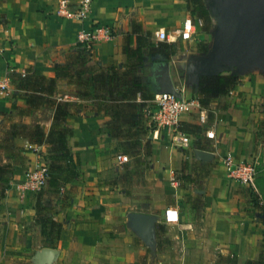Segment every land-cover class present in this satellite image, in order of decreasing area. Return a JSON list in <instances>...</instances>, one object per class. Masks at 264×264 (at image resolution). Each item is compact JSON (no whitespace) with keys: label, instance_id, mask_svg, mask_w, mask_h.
<instances>
[{"label":"crops","instance_id":"obj_1","mask_svg":"<svg viewBox=\"0 0 264 264\" xmlns=\"http://www.w3.org/2000/svg\"><path fill=\"white\" fill-rule=\"evenodd\" d=\"M58 1L0 0V76L11 72L23 74L28 67L53 76L54 64L64 63L67 54L76 48L77 32L88 30L92 24L110 26L113 36L95 46L89 64L99 62L105 66L110 60L125 63L123 36L131 30L132 21L140 22L144 30L150 31L155 44L187 41L180 37L184 21L190 17L185 0H92L82 20L57 17L53 10ZM159 30L167 33L168 40L154 37ZM208 33H203L199 21L194 19L190 35L184 37L196 43L194 36L204 37ZM236 40L232 39L236 55L228 63L229 70L220 73L239 75V84L227 95L210 101L205 108L206 125L196 124L187 114L181 116V123L199 126L195 136L181 130L189 135V144L174 142L167 128L153 129L148 135L152 150L146 157L145 184L150 189V203L146 210L135 211L157 217V247L153 256L133 232L134 236L129 234L127 227L126 231H118V226L124 223L121 215L132 209L120 206L125 200H120L123 202L119 205L112 203V192L107 193L106 185L98 183L104 166L97 149L107 136L97 135L105 127L97 123L108 117L89 116V111L81 116L69 115L73 128L69 146L79 156L80 176L65 187L71 205L56 214L62 223L57 264H169V250L174 244L179 245V253L174 252L180 259L176 264H245L258 260L264 253V196L259 188L229 178L222 164L226 154H233L264 166V136L260 135L264 130L261 124L264 46L246 45L242 52H237L236 48L246 43ZM160 49L152 50V59L162 60L166 53ZM180 50L176 54L180 55ZM203 50L204 46L199 51L183 52V58L179 59L175 54L167 61L171 79L185 99L191 98L192 85L200 75L214 74L221 67L216 65L208 71L215 59L207 57ZM147 53L148 49L144 48L145 57ZM254 53L261 56L253 58ZM189 64L208 69L187 70ZM141 79L138 75L137 80ZM59 85L66 89L65 83ZM14 92L12 84L6 93L0 92V113L8 111L13 102L22 105L21 100L13 97ZM69 99L74 100L71 96ZM140 100L137 95L136 101ZM36 113L45 115L38 122L47 130L51 124L50 111L38 109ZM5 121L0 114L2 130L6 129ZM206 128L213 131L214 138L206 137ZM18 144L32 146L23 139ZM196 151L211 153L212 158L197 159ZM25 154L26 162L16 165L11 186L0 199V264H27L28 257L44 247L39 243L33 248L35 239L42 241L34 225L35 193L20 190L25 171L40 161L35 152ZM2 158L3 162L7 161L5 156ZM184 162L187 164L184 173L190 180L178 182L173 179L174 172L181 170Z\"/></svg>","mask_w":264,"mask_h":264},{"label":"trees","instance_id":"obj_2","mask_svg":"<svg viewBox=\"0 0 264 264\" xmlns=\"http://www.w3.org/2000/svg\"><path fill=\"white\" fill-rule=\"evenodd\" d=\"M185 10L192 20L199 21L203 33L210 31L211 18L203 0H185ZM159 47L161 52L166 53L160 61L152 59V50ZM144 48L148 49L146 57ZM181 48V44L176 41L155 44L151 40V32L144 30L140 22L132 21L131 30L123 36L125 63L110 60L105 66L99 62L89 64L90 51L77 43L76 48L67 54L64 63L54 64L53 76H46L31 67L23 74L9 73L8 77L15 91L13 97L21 100L22 105L13 102L8 111L0 113L10 123L9 129L4 133L5 140L0 142V148L4 149L7 159L3 162L0 158V199L11 186L16 167L13 161L32 149L17 146L16 142L20 139L26 140L30 145L47 148L43 160L47 169L46 192L60 195L62 187L80 176L79 156L69 146V139L73 135L69 115L89 111L107 116L109 120L106 127L110 136L128 139L129 148L134 151L132 156L146 159L152 150L151 138L147 134L151 129H148L145 118L146 106L155 98L150 78L151 63L168 61ZM138 75L142 78L140 81L137 80ZM239 79L240 76L235 74L200 75L192 85L191 98L197 99L201 106L207 108L213 98L227 95L235 89ZM61 82L65 83L66 89L59 87ZM137 95L140 96V101H136ZM70 96L74 100H70ZM38 109H47L51 113V124L47 130L38 121L28 125L15 120L16 117H30ZM129 115L131 120L123 119ZM123 122L129 127L125 134L112 132L114 127L123 126ZM261 124H264V120ZM179 128L194 136L199 132V126L195 124L180 123ZM260 135L264 136V130L260 131ZM186 167L184 162L181 170L174 172L173 179L178 182L181 179L189 181L190 176L184 173ZM253 186L259 188L264 196V166L258 163L255 164ZM42 189L35 194L34 225L42 236V245L57 248L62 223L56 219L57 210L44 200L45 192ZM62 198L66 205L61 207H67L71 198L67 195ZM262 222L264 224V217ZM245 264H264V253L259 255L258 260L247 261Z\"/></svg>","mask_w":264,"mask_h":264},{"label":"rangeland","instance_id":"obj_3","mask_svg":"<svg viewBox=\"0 0 264 264\" xmlns=\"http://www.w3.org/2000/svg\"><path fill=\"white\" fill-rule=\"evenodd\" d=\"M263 0H258V2H262ZM206 8L208 9L210 18H211V24H210V32L202 36H194V40L196 43H190L188 42V37H184L183 35H180L182 39L187 40L182 45V48L180 50V55L176 54V58L181 57L183 58L184 54L189 53L190 51H199L201 47H205V52L208 53L206 56L209 58H214L215 60H222L224 56V49L228 46L234 47L232 44V39H237L236 41H241L242 43L245 42L246 44L241 47H237V52H242L244 47L246 45H249L251 48H259L260 46H264V17H258L257 20L259 21V25L257 28V33L259 35L255 36V30L253 27L249 25L250 21L247 19V12L250 10H254L255 6L252 3L251 0H203ZM218 24H220V27H222V32L219 36V39L221 41L222 47H218L215 44L216 38V28L218 27ZM224 27V29H223ZM182 34V33H181ZM210 34V35H209ZM214 42V43H213ZM196 46V49L194 48V45ZM184 52V54H183ZM259 53H254L253 58L259 57ZM261 56V55H260ZM173 64V63H172ZM222 70V69H221ZM227 69H223L220 72H227ZM231 71V70H230ZM224 74H234V73H224ZM239 76V75H238ZM150 109V106H146V113L145 118L148 124V129H151L149 127V114L147 110ZM84 113H78L77 115H83ZM89 116H101L97 114L91 113ZM45 115L37 114L36 111H34L30 117H23L20 118L17 121V123H24V124H33L36 121H41ZM131 116H124V120H131ZM109 120V118L105 119V121H101L97 124H103L105 125L104 132H98L97 135H100V137L103 135L107 136L105 139V143L101 145V148L98 147V152L101 156V162L104 166V172H102L101 177L98 178L99 185H106L107 189L105 190L107 193L112 192V197L110 198L112 203H116L117 205L121 204L120 200H125L124 203L120 206L127 209H132L130 211H142L146 210L150 203V189L146 186L145 181L146 179V171L148 168V162L146 159H142L141 157H133L132 153L134 152L132 149L129 148L130 141L128 139H121L113 138L110 136L109 131L106 127V123ZM128 122V121H125ZM3 125L6 129L2 130L0 128V142L5 140L4 133L9 129V122L6 120ZM124 124V122H123ZM129 127L127 125L120 126L118 128L113 129L112 132H117L120 135L125 134V131ZM150 132H147L149 134ZM104 136V137H105ZM21 141V139L19 140ZM19 141L16 142L17 146H19ZM5 144V142H3ZM25 149L32 148L30 152H35L38 155V160L40 163H44L43 160L45 159L46 147H39V146H28L26 145L23 147ZM73 152V151H72ZM4 149L0 148V158L3 159L2 156H4ZM76 154L75 152H73ZM126 154L129 157V161L126 163H119L116 159L117 154ZM26 154L23 153L20 155L15 161V164H21L25 163L26 160ZM16 168V167H15ZM42 190L45 192L44 200H47L54 209L57 210V213L61 210L65 209L66 207H61V205H66L65 199L62 198V196L67 195L69 198H71L70 195L66 194V189H64L60 192V195H55L48 193V187L46 185V182L42 186ZM36 194V193H35ZM71 204H69L67 207H69ZM122 219L124 220V223L122 225L118 226V231H126V212H123L121 215ZM158 227V226H157ZM159 230V228H157ZM38 230V229H37ZM129 231V229H127ZM113 233V231H111ZM129 234L134 236L132 232L129 231ZM40 235V234H39ZM135 239V238H134ZM42 244V241L37 238L35 239V242L33 243V248L36 249V246L38 244ZM178 244H174L173 246H170V257H169V264H176L180 261L179 257H176L174 255V252H178ZM162 250V249H160ZM159 250V251H160ZM156 258V256H155ZM59 260V259H58ZM57 260V262H58ZM57 262L55 264H57ZM231 261L229 260L228 263ZM27 264H33L31 261V258L28 257Z\"/></svg>","mask_w":264,"mask_h":264},{"label":"built area","instance_id":"obj_4","mask_svg":"<svg viewBox=\"0 0 264 264\" xmlns=\"http://www.w3.org/2000/svg\"><path fill=\"white\" fill-rule=\"evenodd\" d=\"M92 0H59L53 13L60 18L82 20L89 12ZM192 19L188 17L184 21L183 36H188L191 33ZM113 36L110 26L92 24L86 31H79L76 34V41L88 48L90 53L95 46ZM154 37L159 41L168 40V35L164 30H159L154 33ZM11 84L8 75L0 76V92L6 93ZM149 127L151 130L157 128H167L172 132V140L179 145L189 144L190 137L188 134L181 132L179 126L181 116L187 114L193 117L196 124L204 126L207 124L206 109L200 105L195 98L185 99L177 98L171 93H161L155 95V98L150 101ZM205 135L207 138H214L213 131L206 128ZM116 159L119 163H126L129 157L126 154H117ZM222 164L225 167L227 176L239 183L253 188V180L255 174V164L253 161L243 158H237L233 154H226L222 158ZM47 179V169L44 163H40L32 169L25 171L23 180L20 184V190L25 192H38ZM64 187L60 190L62 191Z\"/></svg>","mask_w":264,"mask_h":264},{"label":"water","instance_id":"obj_5","mask_svg":"<svg viewBox=\"0 0 264 264\" xmlns=\"http://www.w3.org/2000/svg\"><path fill=\"white\" fill-rule=\"evenodd\" d=\"M254 4V10H250L247 12V19L250 21L249 25L254 28L255 36L257 37L259 33H257V28L261 24L257 20L258 17H264V0L262 2H258V0H251ZM216 30V40L215 44L218 47H222L219 36L222 32V27L218 24ZM224 56L222 60H212V64L210 68L204 67L202 65H193L189 64L187 70H197V71H210L216 65H220L217 71H222L223 69L229 70L228 63L231 62L235 55L231 46L227 48H223ZM157 68L153 69L150 74V78L152 80L153 91L155 95L161 93H171L175 95L177 98L182 97V93L178 88L175 87L169 72V67L167 61L157 63ZM222 69V70H221ZM214 74H217L218 72ZM207 74V75H214ZM195 156L197 159L209 160L212 158L211 153L196 151ZM156 221L157 217L151 213L144 212H136L129 211L126 214V227L133 232L149 249L150 255H154L157 247L156 240ZM59 256V250L57 248L51 247H42L35 251L33 256L31 257V261L33 264H55L57 258Z\"/></svg>","mask_w":264,"mask_h":264},{"label":"flooded vegetation","instance_id":"obj_6","mask_svg":"<svg viewBox=\"0 0 264 264\" xmlns=\"http://www.w3.org/2000/svg\"><path fill=\"white\" fill-rule=\"evenodd\" d=\"M157 65H158L157 63H156V64H152V63H151V67H152V69H153L155 66H156L155 68H157ZM155 68H154V69H155Z\"/></svg>","mask_w":264,"mask_h":264}]
</instances>
